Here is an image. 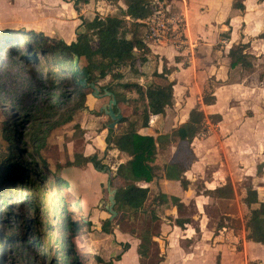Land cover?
I'll return each mask as SVG.
<instances>
[{"label":"rangeland","instance_id":"374dc122","mask_svg":"<svg viewBox=\"0 0 264 264\" xmlns=\"http://www.w3.org/2000/svg\"><path fill=\"white\" fill-rule=\"evenodd\" d=\"M57 1L20 0L16 3L14 0H0V34L10 29V37H17L13 31L15 27L23 28L26 34L42 31L43 36L48 35L55 40L62 39L65 43L75 41L77 34L84 31L80 16H69L67 10L70 6L62 3L72 4L73 0H60L58 5ZM153 2L156 11L146 20L143 33L150 54L148 62L141 68L143 80L138 82L143 87L159 84L157 74L162 73L169 63L165 55L172 63L180 62V65L175 68L179 73L174 78V105L167 109L164 116L151 117L149 128L143 131L153 136L170 132L181 125L189 109L196 106L206 117V131L193 140V150L188 149V144L179 142L160 150L157 155L159 164L178 163L189 167L195 160L185 175L189 179L186 190L178 182L160 179L148 184L149 197L144 208L147 211L154 207L153 200L159 196L161 207L155 206V212L160 219L151 221L146 211L124 218L117 215L111 220V234L101 230L102 222L110 217L106 209L109 203L108 182L118 163L123 161L116 151L106 150L104 142L111 123L102 111L111 99L102 93L108 78L96 86L97 96L93 95L92 88L85 85L83 95H74L70 102H58L46 93L53 78L44 65L21 60L22 54L9 56L3 43H0V48H4L0 52V163L8 154V143L3 139L1 130L9 116L14 124L15 120L22 121V116L26 114L42 118V115L56 110L58 114L51 121L57 124L47 132L38 155L22 137L31 127L32 118H25L21 125H17L16 148H20V154L19 158L13 159V166H20V163L30 166L33 160L38 164L45 161L51 173L69 183L63 191V198L71 220L78 224L73 243L81 264H264V245L246 238L245 223L249 209L242 202L248 185L257 191L258 201H264V85L260 84V89L254 88L253 92L236 88L239 97L229 103L225 120L218 124H212L207 119L210 111L202 103L212 66L218 68L226 64L228 68L229 48L240 43L248 33L252 35L246 40L251 43L248 52L253 47L252 51L261 53V57L253 61L254 68L249 72H242L239 68L231 71L230 82L244 80L246 83L247 80L249 85L256 84L257 71L264 68V47L257 39L264 32V1L244 0L246 9L243 13L231 10L232 0ZM117 6L124 7L121 2L116 4L112 0H91L81 6L80 19L114 14ZM226 6L228 9L223 13ZM53 14L57 19L52 17ZM232 16H240L236 20L237 28L230 34V42H221L220 34L224 30L221 24ZM58 18L66 22L61 24ZM51 27L57 32L55 36L49 31ZM34 35L20 37L23 40L20 52L24 51ZM81 64L84 65V61ZM215 86L213 90H219ZM61 89L70 91L66 87L54 91ZM127 97L137 103L129 108L120 106V112L139 127L144 104L134 92L127 93ZM85 156H96L106 166L107 170L103 172L110 173L98 172L91 164L84 165ZM39 170H42L41 166ZM50 181L51 177L40 192L34 190L36 184H30L27 186L30 192L22 190L20 194L27 200L33 199L34 203L43 202V209H49L50 218L46 222L56 227L60 219L53 215L55 188L49 187ZM8 183L5 181L3 185ZM225 184L232 189L229 199L204 194L207 188L213 190ZM122 186L123 182L116 180L110 183L109 188ZM160 193L179 197L184 206L179 210L172 207L168 197ZM36 197L43 198L35 200ZM256 207L252 205V208ZM177 217L188 219L189 224L184 229H175L172 220ZM144 229H148L153 237L145 256L140 259L136 249ZM5 232L6 229L0 225V234ZM55 235L52 234L50 242ZM125 244L129 245L127 251H124ZM117 256H120L119 260ZM4 261V264H17L13 251L3 255Z\"/></svg>","mask_w":264,"mask_h":264},{"label":"trees","instance_id":"16d2710c","mask_svg":"<svg viewBox=\"0 0 264 264\" xmlns=\"http://www.w3.org/2000/svg\"><path fill=\"white\" fill-rule=\"evenodd\" d=\"M89 2L90 0H75V11L79 14L81 6ZM112 2L116 4L121 2L124 7L117 6L114 14L104 17L96 15L88 20L81 19L84 31L78 33L76 40L69 44L34 31L28 34L16 32L14 34L17 37L14 38L10 37L9 31H5L0 34V43L6 46L9 56L22 54L21 60L44 65L53 78L49 85L51 93L47 91L46 93L55 101L70 102L74 95H83L85 85L89 87V84H94L96 87L99 82L107 78L108 83L102 89V93L106 91L114 97L115 113L120 111L122 105L131 106L137 103L129 99L127 93L137 94L138 100L144 104L140 126L138 127L137 123L128 116L121 114L122 119L116 126L113 129L107 128L104 140L106 150H117L128 158L126 162L116 167L114 175L110 178V183L117 179L123 182L122 187L115 189L113 210L124 218L143 211L149 196V188L138 186V183L148 184L163 176L166 180L178 181L183 190L187 189L189 182L183 175L182 166L178 163H164L159 166L155 161L160 150L179 142L191 144L195 138L205 132L206 117L196 106L189 112L185 123L168 133L153 136L139 132L140 129L149 127L151 116H164L167 109L174 105V82H169L167 85L148 84L145 87L138 82H130V79L140 78L139 68L145 64L150 54L143 39L144 21L152 16L155 5L153 0H112ZM243 2L244 0H232L231 10L243 13L245 11ZM222 25L227 27V32L222 33L220 38L227 42L232 30L230 20L227 19ZM32 34H35L32 41H28L24 51L20 52L23 41L20 37ZM257 38L264 41V32ZM248 47V44L240 43L229 48L227 53L230 60L229 71L236 68L242 72L253 70L255 57L246 52ZM3 50L4 48H0L1 53ZM81 61H84V65ZM127 68H130V71L125 76ZM169 73L170 70H164L157 76L167 80ZM256 78L259 85H264V69L257 73ZM219 84L221 82L215 81L214 78L209 79L207 90L205 89L202 96V103L205 106L215 104L213 88L214 85ZM61 87L69 88L70 91L62 89L58 92L54 91ZM57 114L56 110L42 115V118L26 114L22 116V121L15 120L14 124L9 116L4 122L1 132L3 139L8 143V154L0 163V225L6 229V232L4 235L0 234V264L5 263L3 255L12 251L17 264H81L73 243V234L78 224L71 220L63 198V191L69 187V183L51 173L45 161L38 164L33 160L30 166L21 163L20 166H13V159L19 158L20 154V148H16L17 125H21L25 118H32L31 127L27 128L28 132L22 137L26 139L25 144L33 147L35 154L38 155L39 150L44 146L47 132L57 124L51 121ZM207 119L212 124H218L222 117L219 114H210ZM83 162L84 165L91 164L99 172L106 169L96 156L83 157ZM40 166L42 170H39ZM50 177L49 187L55 188V198L53 197L55 210L52 211L53 215L60 219L56 227L46 222L50 218L49 209H43V202L34 203L33 199L27 200L20 194L22 190L30 192L27 187L30 184L37 185L34 190L42 191L46 180ZM5 181L9 183L3 185ZM204 194L213 198L229 199L232 196V189L229 184H225L213 190H206ZM40 199L36 197L35 200ZM169 200L174 207L182 208L183 205L177 196H170ZM242 202L249 209L245 223L247 240L264 245V202L258 201L257 191L251 185L247 186ZM252 205L257 207L252 208ZM146 212L150 214L151 221H157L155 210ZM173 222L179 228L189 224L188 219L181 218H176ZM101 230L105 234H111V220L105 219ZM53 233L56 235L50 242ZM139 239L141 242L137 253L141 259L150 247L151 232L144 229ZM3 244L7 247H3ZM128 248L129 245L125 244L124 251ZM116 258L119 260L120 256Z\"/></svg>","mask_w":264,"mask_h":264},{"label":"crops","instance_id":"0c3cea01","mask_svg":"<svg viewBox=\"0 0 264 264\" xmlns=\"http://www.w3.org/2000/svg\"><path fill=\"white\" fill-rule=\"evenodd\" d=\"M16 3H17V1H20V0H14ZM64 1V0H63ZM74 1L75 0H73V2H72V4L71 3H68V2H62L63 3V5L64 6H70V10H67V11H69L70 12V14H69V16H80L81 17V15H80V13L78 14L76 11H75V9H74ZM91 1V0H90ZM58 2H60V0H58L57 1V5H58ZM15 3V4H16ZM244 3V2H243ZM89 4V3H88ZM87 5V4H86ZM221 5V4H220ZM244 5H245V3H244ZM85 5H83V7H84ZM83 7H81L80 8V12H81V10L83 9ZM230 7H231V5H230ZM230 7H229V10H230ZM58 8V7H57ZM227 6H226V10L223 12V13H225L226 11H227ZM246 9V8H245ZM245 12V11H244ZM239 13V12H238ZM16 14V13H15ZM55 15L53 14V16L52 17H54ZM58 16V15H57ZM69 16H67V17H69ZM80 17H79V20H81L80 19ZM21 18H23V16L21 15ZM55 18H56V16H55ZM240 18V16H232V17H230V26H231V32H230V34L231 33H233L234 31H235V28H237V19H239ZM57 19V18H56ZM58 19H60L61 20V24H64L66 21H65V19H61V18H58ZM84 19V18H83ZM242 19V18H241ZM88 20V19H87ZM227 19H225V21H226ZM43 22H45L46 20H42ZM225 21H223V22H225ZM235 21V22H234ZM75 22V21H74ZM221 27H223L224 28V30H222V33H226L227 32V27L226 26H224V25H222L221 24ZM55 29L53 28V27H51L50 28V30L49 31H51V34H53V36H55L54 35V33L56 34L57 32H55L54 31ZM251 30V29H250ZM54 31V32H53ZM34 32H36V31H34ZM40 32V31H39ZM42 32V31H41ZM40 32V33H41ZM37 33V32H36ZM221 33V34H222ZM63 34V33H62ZM220 34V35H221ZM230 34H229V36H230ZM45 36H47V37H50L51 38V36H48V35H45ZM251 33H248V35L246 36L245 35V37L244 38H242L241 39V41H240V43H242V44H248L249 46H251V43H250V41H246V40H248L249 38H251ZM258 39V38H257ZM62 40V39H61ZM220 41L221 42H224V43H228V42H230V38H229V41H225V40H221V38H220ZM258 41H259V43L260 44H262V46L261 47H264V41L263 40H261V39H258ZM74 42V41H73ZM71 43V42H70ZM240 43H238V44H240ZM67 44H69V43H67ZM237 45V44H236ZM232 46V45H231ZM249 48V47H248ZM252 49H253V47H251L250 48V51L248 52V49L246 50V52L247 53H249V54H251V55H253L254 57H255V59L257 60L258 58H260L261 57V53H255V51H252ZM262 54H264V51L262 52ZM148 58H149V55L147 56V61L145 62V64L148 62ZM165 60L167 61V62H169L168 63V67L167 68H164V70H170V73L167 75V80H164V79H162V78H160V82H159V85H167L169 82H175V76L176 75H178V71L175 69L177 66H179L180 65V62L178 63V62H175V61H173V63L171 62V59H170V57H167L166 55H165ZM228 58V57H227ZM254 59V60H255ZM230 64V60H229V58L227 59V65L229 66V64ZM145 64H143V65H145ZM264 64V63H263ZM143 65L139 68V72L141 73V76H140V78L139 79H136V80H134V79H130V82H138L139 80H143V71H142V67H143ZM172 68H173V71H172ZM253 68H254V63H253ZM264 68H262L261 70H263ZM128 70V71H127ZM163 70V71H164ZM213 70V71H212ZM260 69L257 71V73L259 72V71H261ZM129 71H130V68H127L126 69V71H125V76L127 75V74H129ZM245 72V71H244ZM231 70L229 71V67L227 68V66H226V64H223V65H221L220 67H216L215 65H213L212 66V69H211V78H214L215 79V81H219V82H221V84H219V85H216L217 87H219V90H218V88H217V90L216 91H214V96H215V98H216V102H215V104H213V105H210V106H206L207 108H209V111H210V114H219V115H221V117H222V121L223 120H225V117H224V115H225V113L229 110V103L232 101V100H237L238 99V90H235L236 88H238V89H244V88H246V89H249L251 92H253L254 91V88H259V84H258V82H257V79H256V84H253V85H249V84H247L248 82H247V80H246V83L244 82V80H241L240 82H236V83H231L230 82V77H231ZM246 73V72H245ZM161 74V73H160ZM210 78V79H211ZM140 85H143V84H141L140 82H138ZM215 86V87H216ZM175 87V83H174V85H173V88ZM264 88V87H263ZM215 89V88H214ZM260 89V88H259ZM263 90V93H264V89H262ZM105 92V91H104ZM249 94V93H248ZM136 104H132L131 106H123L122 105V107H124V108H129V107H132V106H135ZM192 108H194V107H192ZM192 108H190L189 109V111H188V113H187V116H186V120L183 122V123H185L187 120H188V117H189V112L191 111V109ZM125 115V114H124ZM127 116V115H126ZM151 117H155V118H157L158 116H151ZM151 117H150V119H151ZM247 119H249V118H247ZM150 122V121H149ZM182 123V124H183ZM149 126H150V124H149ZM176 127H178V126H176ZM176 127H174V128H176ZM149 127H147V128H144V130L145 129H148ZM173 128V129H174ZM171 131V130H170ZM139 132L141 133V134H146L144 131H143V129H140L139 130ZM166 133H168V132H166ZM163 134H165V133H163ZM158 135H160V134H158ZM196 139V138H195ZM181 143H184V142H181ZM193 143V142H192ZM192 143L191 144H188V143H185V144H188L189 145V147H188V149L190 150V149H192ZM164 150H166V149H164ZM193 150V149H192ZM114 151H116L117 152V154L118 155H120L121 157H123V161H120L119 163H118V165L119 164H122V163H124V162H126L127 161V156L125 157V155H123V154H121V153H119L117 150H114ZM85 157H87V156H85ZM194 162H195V160H193ZM192 161V162H193ZM158 162V159L156 158V161H155V163L157 164V165H159V166H162L164 163H161V164H159V163H157ZM193 162V163H194ZM166 163V162H165ZM192 163V164H193ZM192 164H190L189 165V167H186V166H182V165H180V166H182V168L184 169V173H183V175H184V177H185V179L189 182V179L185 176V175H187V173L190 171V167H191V165ZM86 165H88V164H86ZM93 167V166H92ZM97 171V170H96ZM99 172V171H98ZM103 172V171H102ZM103 173H106V174H109L110 172L109 171H107V172H103ZM110 180V179H109ZM117 180H119V179H117ZM160 180H163V181H169V180H166L163 176L161 177V179ZM116 181V180H115ZM120 181V180H119ZM170 182V181H169ZM171 182H178V181H171ZM109 183V185H110V181L108 182ZM179 183V182H178ZM148 184H150V183H148ZM148 184H145V183H138L137 185L138 186H142V187H148L149 185ZM206 190H212V189H206ZM161 195H163L164 197H168V199H169V197L170 196H175V195H169V196H167L166 194H164V193H160ZM159 194V195H160ZM149 197V196H148ZM179 198V197H178ZM157 199L158 200H153V206L154 207H152V208H148V210L147 211H150V210H155V206H160L161 204H160V197L158 196L157 197ZM180 199V198H179ZM170 201V200H169ZM262 202H264V201H262ZM180 203L184 206V202L182 201V200H180ZM182 206V207H183ZM161 207V206H160ZM172 207H174L173 205H172ZM176 209H178L179 210V208H177V207H175ZM143 211H146V209L143 207ZM156 216H157V221L160 219V217L156 214ZM177 218H179V217H177ZM109 219V218H108ZM176 219V218H175ZM113 220V219H112ZM174 219L172 220V224H173V226H174V228L175 229H184L185 228V226H184V228H179V227H177L176 225H174ZM187 225V224H186ZM152 237H153V235L151 234V242H152ZM129 249V248H128ZM127 249V250H128ZM137 249H138V246H137ZM137 249H136V252H137ZM126 250V251H127ZM138 254V253H137ZM159 264H163L162 262H160Z\"/></svg>","mask_w":264,"mask_h":264},{"label":"water","instance_id":"95a60500","mask_svg":"<svg viewBox=\"0 0 264 264\" xmlns=\"http://www.w3.org/2000/svg\"><path fill=\"white\" fill-rule=\"evenodd\" d=\"M13 29H14L13 31L17 32V33H23L24 32L23 28L18 29V28L14 27ZM8 31L12 32L10 29ZM89 87L93 89V95L97 96L98 90L94 86V84H89ZM103 96L111 97L108 105L104 106L102 108V111L111 120V123L108 125V129H113L116 126V124L122 119V115H121L120 111H118V113L114 112L113 108L116 105L114 97L111 96L110 93H108L106 91L104 92ZM108 193H109V199H108L109 203L106 206V209H107V212L110 215L109 220H112L117 215V213L113 210V207H114V195L116 193V190L115 189L110 190L109 183H108Z\"/></svg>","mask_w":264,"mask_h":264},{"label":"built area","instance_id":"2783aa9c","mask_svg":"<svg viewBox=\"0 0 264 264\" xmlns=\"http://www.w3.org/2000/svg\"><path fill=\"white\" fill-rule=\"evenodd\" d=\"M155 8H156V7H154V12L156 11ZM154 12H153V14H154ZM153 14H152V15H153ZM148 19H149V18H148ZM144 23H147V21H144ZM144 42H145V41H144ZM145 44H146V43H145ZM147 47H148V46H147Z\"/></svg>","mask_w":264,"mask_h":264}]
</instances>
